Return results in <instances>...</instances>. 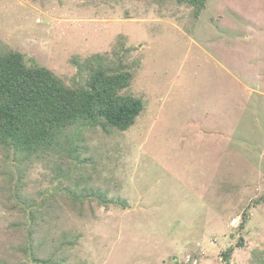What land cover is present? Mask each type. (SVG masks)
<instances>
[{"label":"rangeland","instance_id":"1","mask_svg":"<svg viewBox=\"0 0 264 264\" xmlns=\"http://www.w3.org/2000/svg\"><path fill=\"white\" fill-rule=\"evenodd\" d=\"M10 51L69 86L102 56L144 109L31 157L0 145V264H226L230 248L264 264V0L197 18L178 0H0Z\"/></svg>","mask_w":264,"mask_h":264},{"label":"trees","instance_id":"2","mask_svg":"<svg viewBox=\"0 0 264 264\" xmlns=\"http://www.w3.org/2000/svg\"><path fill=\"white\" fill-rule=\"evenodd\" d=\"M178 1L194 6L196 18L207 2ZM93 57L96 65L91 66L84 83L69 86L46 66H28L22 52L0 54V145L31 157L51 149L73 125L105 120L103 125L107 123L120 130L130 128L144 109L142 99L121 92L131 83L132 73L119 64L106 66L102 56L90 58ZM73 198L82 199L79 195ZM247 220L248 214H244L241 228ZM230 252L231 248L222 253L226 264ZM54 254L47 259H33L52 264Z\"/></svg>","mask_w":264,"mask_h":264}]
</instances>
